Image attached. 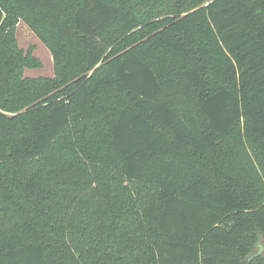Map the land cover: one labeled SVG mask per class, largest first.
Here are the masks:
<instances>
[{
    "label": "trees",
    "instance_id": "1",
    "mask_svg": "<svg viewBox=\"0 0 264 264\" xmlns=\"http://www.w3.org/2000/svg\"><path fill=\"white\" fill-rule=\"evenodd\" d=\"M0 264H264V0H0Z\"/></svg>",
    "mask_w": 264,
    "mask_h": 264
},
{
    "label": "rangeland",
    "instance_id": "2",
    "mask_svg": "<svg viewBox=\"0 0 264 264\" xmlns=\"http://www.w3.org/2000/svg\"><path fill=\"white\" fill-rule=\"evenodd\" d=\"M14 33L18 48L24 53L29 52L30 55L39 61V66L24 67L22 75L32 77L52 76V57L48 49L40 42L30 28L24 22H19Z\"/></svg>",
    "mask_w": 264,
    "mask_h": 264
}]
</instances>
